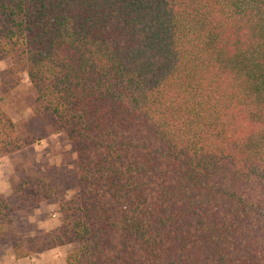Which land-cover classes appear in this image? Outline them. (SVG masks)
Listing matches in <instances>:
<instances>
[{
    "label": "trees",
    "instance_id": "1",
    "mask_svg": "<svg viewBox=\"0 0 264 264\" xmlns=\"http://www.w3.org/2000/svg\"><path fill=\"white\" fill-rule=\"evenodd\" d=\"M0 20V158L59 133L75 155L72 177L15 167V260L264 264V0H0ZM52 199L58 227L14 228Z\"/></svg>",
    "mask_w": 264,
    "mask_h": 264
},
{
    "label": "rangeland",
    "instance_id": "2",
    "mask_svg": "<svg viewBox=\"0 0 264 264\" xmlns=\"http://www.w3.org/2000/svg\"><path fill=\"white\" fill-rule=\"evenodd\" d=\"M9 67V60L0 61V74ZM11 94L12 101L8 110L12 120L18 122L19 120L28 119L31 114L28 107L34 94L24 75L20 78L18 86ZM74 162L75 155L71 151L67 138L62 133L50 135L38 144L30 146L10 157L9 163L13 170L11 179L14 178L16 166H20L26 173H41L46 167L53 166L72 177ZM73 193L69 192L67 197H70ZM36 207L12 216L14 228L27 237L51 231L60 224L61 217L58 201L48 200L42 202L40 207ZM55 224L58 225L54 227ZM74 248L75 245H66L30 258L15 260L10 244L3 242L0 244V264H65L67 255Z\"/></svg>",
    "mask_w": 264,
    "mask_h": 264
},
{
    "label": "crops",
    "instance_id": "3",
    "mask_svg": "<svg viewBox=\"0 0 264 264\" xmlns=\"http://www.w3.org/2000/svg\"><path fill=\"white\" fill-rule=\"evenodd\" d=\"M14 154L9 155L7 157L0 158V194L7 196L10 191V179L13 174L12 166L9 163L10 157H12ZM42 203L37 205V207H40ZM36 207V208H37ZM58 224H55L54 227H56ZM47 231V230H46Z\"/></svg>",
    "mask_w": 264,
    "mask_h": 264
}]
</instances>
